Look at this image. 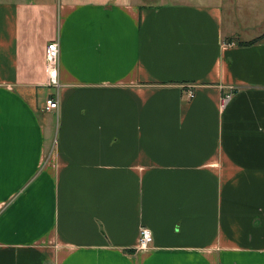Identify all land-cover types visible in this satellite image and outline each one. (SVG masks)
Segmentation results:
<instances>
[{"label":"crops","instance_id":"obj_1","mask_svg":"<svg viewBox=\"0 0 264 264\" xmlns=\"http://www.w3.org/2000/svg\"><path fill=\"white\" fill-rule=\"evenodd\" d=\"M231 30L215 5L0 0V264H264V38L239 43L264 27Z\"/></svg>","mask_w":264,"mask_h":264},{"label":"rangeland","instance_id":"obj_2","mask_svg":"<svg viewBox=\"0 0 264 264\" xmlns=\"http://www.w3.org/2000/svg\"><path fill=\"white\" fill-rule=\"evenodd\" d=\"M139 4L157 5L164 2H189L206 6H218L222 10L224 25L231 28L232 37L240 35L248 38L254 31L264 27L262 16L264 14V0H134ZM236 37V36H235ZM54 88H52L53 90ZM55 92V89L53 90ZM140 226L137 239L139 247ZM149 245V244H148ZM146 246V248L148 247ZM145 249V248H143Z\"/></svg>","mask_w":264,"mask_h":264},{"label":"built area","instance_id":"obj_3","mask_svg":"<svg viewBox=\"0 0 264 264\" xmlns=\"http://www.w3.org/2000/svg\"><path fill=\"white\" fill-rule=\"evenodd\" d=\"M45 70H46V85L58 90L61 86L58 80V64H59V44L58 41L52 40L46 44L45 53ZM233 87L228 88V91L223 93L220 97V107L226 105L232 97ZM189 96H192V91H188ZM58 107V100L56 97H48L44 102L45 110H52ZM152 242V233L149 228L143 227L140 230L139 249L146 248Z\"/></svg>","mask_w":264,"mask_h":264},{"label":"trees","instance_id":"obj_4","mask_svg":"<svg viewBox=\"0 0 264 264\" xmlns=\"http://www.w3.org/2000/svg\"><path fill=\"white\" fill-rule=\"evenodd\" d=\"M264 38V33L262 34V35H260V36H258L257 38H255V39H253V40H250V41H246V42H243V41H241V42H239L240 44H243V45H247V44H252V43H254V42H257V41H259V40H261V39H263Z\"/></svg>","mask_w":264,"mask_h":264}]
</instances>
